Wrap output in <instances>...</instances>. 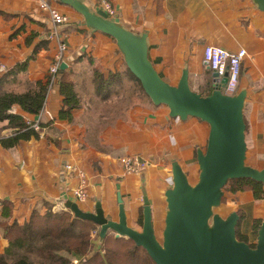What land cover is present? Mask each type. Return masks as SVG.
I'll return each instance as SVG.
<instances>
[{"label": "crops", "instance_id": "obj_1", "mask_svg": "<svg viewBox=\"0 0 264 264\" xmlns=\"http://www.w3.org/2000/svg\"><path fill=\"white\" fill-rule=\"evenodd\" d=\"M67 23L53 25L37 0H0V89L22 93L28 83L45 82L54 62L58 40L67 45L64 70L70 74L78 107L63 117L59 83L45 98L38 137L5 148L0 143V222H28L41 216L70 212L75 202L94 212L99 202L105 215L117 220L118 195L128 226L140 231L142 198L151 207L155 235L164 228L171 164L177 162L189 182L198 173L196 152L204 151L209 126L188 117H169L165 105L155 106L128 70L115 40L84 25L82 16L65 0H45ZM91 12L99 0H73ZM121 27L146 36L148 59L159 76L176 86L183 71L192 91L208 95L218 86L203 61L207 46L228 52L245 50L238 92L244 91L245 165L264 167V10L260 0H109ZM21 69V67H23ZM59 82V81H58ZM223 90V87L222 89ZM27 124L39 119L11 108ZM8 120L0 121V139L12 137ZM137 156L142 174H126L121 158ZM74 167L73 172L64 169ZM80 175L87 199L74 197ZM197 175V174H196ZM264 189V186H263ZM8 206L10 217H3ZM215 212L222 218L240 215L238 231L255 244V221L264 220V199L249 190L223 191ZM71 213V212H70ZM72 214V213H71ZM259 225V226H260ZM99 234V228L95 231ZM113 236L108 233L107 236ZM94 238V234L91 235ZM98 239V238H97ZM95 242V241H94ZM99 242V239L97 243ZM8 246L0 227V254ZM76 263V260L73 261Z\"/></svg>", "mask_w": 264, "mask_h": 264}, {"label": "water", "instance_id": "obj_2", "mask_svg": "<svg viewBox=\"0 0 264 264\" xmlns=\"http://www.w3.org/2000/svg\"><path fill=\"white\" fill-rule=\"evenodd\" d=\"M65 1L82 16L86 27L115 40L128 70L155 106L165 105L171 118L184 121L194 117L209 126L206 148L196 152L197 182L191 184L181 166L171 164L172 184L164 193L166 213L160 239L153 229L146 195L142 198L140 231L128 226L119 195L117 220L108 218L99 202L94 212L81 210L75 202H67V209L75 218L95 224L100 239L112 233L116 239L131 240L155 264H264V220L255 244H248L236 237V213L222 218L215 212L229 180L251 179L264 185V167L256 170L245 165V92L229 96L215 88L202 96L190 89L187 71L182 72L176 86L170 85L149 61L145 35L130 33L117 18H108L102 10L91 12L73 0ZM260 1L264 10V0ZM64 68L61 64L60 70ZM225 82L226 78H216L215 84L222 87Z\"/></svg>", "mask_w": 264, "mask_h": 264}, {"label": "trees", "instance_id": "obj_3", "mask_svg": "<svg viewBox=\"0 0 264 264\" xmlns=\"http://www.w3.org/2000/svg\"><path fill=\"white\" fill-rule=\"evenodd\" d=\"M58 74L59 92L65 108L61 114L67 117L70 110L79 104L70 74L65 70H60ZM48 84L49 77L45 82L28 83L22 93L0 89V121L8 120V126L15 130L12 137L0 139L3 147H13L20 140L38 137V133L22 117L8 111L18 107L28 114H38L45 102ZM263 186L251 179H233L228 181L223 191L235 193L249 190L255 200H263ZM2 213L3 217H10L9 207L6 206ZM238 217L236 237L246 242L238 231L241 220L239 214ZM259 225V221H255V231H258ZM0 227L8 241V246L0 254V264H155L145 250L136 247L131 240L116 239L109 235L100 239L97 233L94 240L91 235L97 226L90 221L75 218L70 212L53 213L48 210L43 216L33 212L29 221L22 225L0 222ZM74 260L76 263H73Z\"/></svg>", "mask_w": 264, "mask_h": 264}, {"label": "built area", "instance_id": "obj_4", "mask_svg": "<svg viewBox=\"0 0 264 264\" xmlns=\"http://www.w3.org/2000/svg\"><path fill=\"white\" fill-rule=\"evenodd\" d=\"M38 8L49 14L53 25L56 27L67 23V18L60 14L55 8L48 4L45 0H37ZM100 9L105 12L108 16H114V10L109 2V0H99ZM67 51V45L58 40L57 53L54 58V62L50 65L48 69L49 74V84L48 90L52 86L58 84L60 66L63 62L64 53ZM246 56L245 50H239L238 52L232 53L228 52L219 47L207 46L203 50L202 58L205 62L207 68L216 75V78L221 80L226 78L223 87V92L226 95L233 96L238 92L239 88V78L241 74V64ZM8 113L13 114L14 111L10 109ZM43 115V110L38 114L36 122L30 124V127L34 131L39 130V121ZM178 119V118H177ZM123 171L126 174H142L145 168L144 163L137 156H130L120 159ZM64 169L67 172H73L75 169L71 164H65ZM86 180L83 175H80V180L77 187L74 189V197L78 202H84L87 199L86 193ZM169 183H171V178H169Z\"/></svg>", "mask_w": 264, "mask_h": 264}, {"label": "rangeland", "instance_id": "obj_5", "mask_svg": "<svg viewBox=\"0 0 264 264\" xmlns=\"http://www.w3.org/2000/svg\"><path fill=\"white\" fill-rule=\"evenodd\" d=\"M218 86V88L221 90L222 89V87L221 86H219V85H217ZM197 174V175H196ZM195 175H194V177L193 178H196V180H195V182H193L192 180H191V184H195L196 182H197V179H198V174H199V170H198V173H196ZM141 223L142 222H139V226H141ZM97 232H94V233H92V234H94V238H95V234H96ZM160 234H158V239H160Z\"/></svg>", "mask_w": 264, "mask_h": 264}, {"label": "flooded vegetation", "instance_id": "obj_6", "mask_svg": "<svg viewBox=\"0 0 264 264\" xmlns=\"http://www.w3.org/2000/svg\"><path fill=\"white\" fill-rule=\"evenodd\" d=\"M140 222H142V219L140 220ZM141 227V226H140Z\"/></svg>", "mask_w": 264, "mask_h": 264}]
</instances>
